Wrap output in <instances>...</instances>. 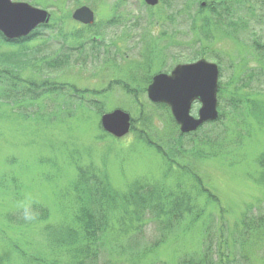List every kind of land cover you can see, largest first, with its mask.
Returning <instances> with one entry per match:
<instances>
[{
  "label": "rangeland",
  "instance_id": "rangeland-1",
  "mask_svg": "<svg viewBox=\"0 0 264 264\" xmlns=\"http://www.w3.org/2000/svg\"><path fill=\"white\" fill-rule=\"evenodd\" d=\"M12 1L51 18L23 45H0V57L31 60L11 96L0 85V264H75L51 241L56 229H78L82 171L117 196L87 264H192L207 247L231 264H264V228L246 226L264 221V0H159L154 8L144 0ZM82 7L95 15L91 27L73 19ZM201 59L219 67L220 117L180 137L148 87L155 75ZM200 107L193 104V117ZM115 110L132 124L119 139L101 125ZM148 141L175 152L174 166ZM142 185L178 189L202 221L186 212L174 233L161 230L165 215L147 211L138 221L125 201ZM28 195L33 222L18 208Z\"/></svg>",
  "mask_w": 264,
  "mask_h": 264
},
{
  "label": "trees",
  "instance_id": "trees-1",
  "mask_svg": "<svg viewBox=\"0 0 264 264\" xmlns=\"http://www.w3.org/2000/svg\"><path fill=\"white\" fill-rule=\"evenodd\" d=\"M38 32L36 31L32 34L34 37ZM82 36V35H81ZM29 39L22 40L20 42H7L4 37L0 34V45H12L20 46L29 41ZM31 60H21L19 56L13 55L8 57H0V85L6 89V93L9 96L12 93V89L16 88L15 83L22 82L19 78L20 71L24 70L30 64ZM10 82L9 89L7 90L6 83ZM13 82V84H12ZM33 85V84H31ZM52 90V91H51ZM48 90V92H56L59 89L55 88ZM77 93H81L75 90ZM85 93V92H82ZM131 93V92H129ZM86 94V93H85ZM159 107H164V105H158ZM180 137H184L181 134ZM144 141V140H143ZM147 140H145L146 142ZM149 145L155 148L161 156L164 158L166 163H169L172 167L175 162V152L171 151L170 155L163 152L162 149L157 145H154L148 141ZM173 154V155H172ZM82 179L76 188L77 201L79 203V214L76 219V228H62L56 229L55 239H52V248L62 249L68 251L73 255L75 264H87L91 262V254L93 247H98L99 243L102 242V238L105 234V230L108 227V220L106 217V212L112 204L114 205L117 200L116 194L112 191V186L107 184V181L99 178L95 174H90L89 172L82 171ZM171 188H160V187H147L136 186L132 189L129 196H127L126 204H135L136 214L140 217L144 212H152L153 217L160 219V215L166 216V224L161 228L162 231L168 230L174 233L175 230H179V223L185 219L186 212L193 213L195 223L197 221H202L203 211L199 210L197 207H190L186 202H188L187 195L184 193H179L178 189ZM200 191L207 196V198L213 202L217 203L218 199L212 195L206 188H200ZM246 225V224H245ZM247 230L251 232L261 231L264 228V221L260 220L256 224H248ZM247 233V231H246ZM163 235V234H162ZM163 241L155 244V246L160 245ZM96 254V250H95ZM197 258V259H196ZM193 259L192 264H225L229 262L226 253H223L221 249L214 250L213 247H207L202 250L199 255ZM37 261V260H36ZM190 261V260H189ZM188 262V261H187ZM185 262V263H187Z\"/></svg>",
  "mask_w": 264,
  "mask_h": 264
},
{
  "label": "water",
  "instance_id": "water-1",
  "mask_svg": "<svg viewBox=\"0 0 264 264\" xmlns=\"http://www.w3.org/2000/svg\"><path fill=\"white\" fill-rule=\"evenodd\" d=\"M156 6L159 0H145ZM50 14L27 3L0 0V33L8 41L28 37L40 25L50 22ZM73 19L84 25H93L95 15L88 7L73 14ZM218 66L205 60L177 66L171 75H157L148 87V98L155 104L169 106L182 134L197 131L203 124L216 121L218 113ZM201 104L198 118L191 115L192 105ZM129 114L116 110L102 116L101 124L109 135L122 138L131 130Z\"/></svg>",
  "mask_w": 264,
  "mask_h": 264
},
{
  "label": "clouds",
  "instance_id": "clouds-1",
  "mask_svg": "<svg viewBox=\"0 0 264 264\" xmlns=\"http://www.w3.org/2000/svg\"><path fill=\"white\" fill-rule=\"evenodd\" d=\"M18 208L22 212V218L25 222H33L37 218V213L32 211V197L28 195L25 202L18 205Z\"/></svg>",
  "mask_w": 264,
  "mask_h": 264
},
{
  "label": "flooded vegetation",
  "instance_id": "flooded-vegetation-1",
  "mask_svg": "<svg viewBox=\"0 0 264 264\" xmlns=\"http://www.w3.org/2000/svg\"><path fill=\"white\" fill-rule=\"evenodd\" d=\"M237 26H238V25H237ZM237 26H236V24H235V26H234V24H231V27H235V28H236ZM239 26H240V25H239Z\"/></svg>",
  "mask_w": 264,
  "mask_h": 264
}]
</instances>
